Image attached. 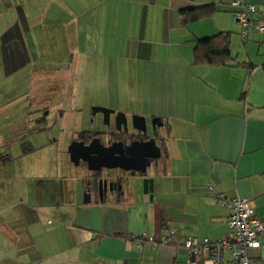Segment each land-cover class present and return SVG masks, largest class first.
Instances as JSON below:
<instances>
[{
    "label": "crops",
    "instance_id": "1",
    "mask_svg": "<svg viewBox=\"0 0 264 264\" xmlns=\"http://www.w3.org/2000/svg\"><path fill=\"white\" fill-rule=\"evenodd\" d=\"M231 1L0 0V264H213L183 247L187 237L230 235V211L213 196L246 197L264 218V31L243 33ZM241 1L261 17L264 0ZM205 4L215 6L210 16L181 26L180 9ZM220 31L231 32L233 60L193 63L192 39ZM76 59L85 78L132 77L125 90L136 110L118 101L101 106L156 119L161 155L147 168L150 199L123 186L103 198L92 190L84 202L94 172L85 161L86 173L74 174L80 164L69 158L68 172L50 176L35 157L27 163L38 149L25 141L28 77L36 92H72ZM141 235L169 242L139 246L133 236ZM260 242L249 255L264 261V233ZM231 257L225 250L224 260Z\"/></svg>",
    "mask_w": 264,
    "mask_h": 264
},
{
    "label": "rangeland",
    "instance_id": "2",
    "mask_svg": "<svg viewBox=\"0 0 264 264\" xmlns=\"http://www.w3.org/2000/svg\"><path fill=\"white\" fill-rule=\"evenodd\" d=\"M59 63L60 66H66L68 61L61 60ZM74 63L77 69L76 76L73 77L76 78L77 81L74 91L68 92L60 89L59 91L45 90L36 92L31 90L32 87L30 84L32 82L30 81L31 76H29L28 89L26 92L21 93L22 99H26L27 101V112L29 117L25 141H34L38 143V149L34 156H30L31 158L27 163L33 166L32 161L35 157L38 167L41 166L43 170L48 169L47 173H44L45 176L52 175L58 168L59 171L64 169V172H68L67 165L71 164L69 162L67 147L70 142L76 138L77 134L82 130H86L91 126V128H99L101 125L99 115L95 116L90 124V107L97 104L111 105L113 102L118 101L120 103V108L124 107L127 108L126 110L132 112L136 110L132 101H129L127 90H125L129 87L128 83L132 82V77H126L127 74L125 73H120L114 77L109 75L106 71L101 77L92 74L87 75L85 78L83 73L77 72L78 69H83V61L76 59ZM67 70L68 69L64 71L65 75H61V81L63 77L67 78ZM82 80L87 82L84 88L81 83ZM100 81L104 85H99ZM114 83H117L119 86V91H116L114 88ZM122 84H124L125 88ZM121 85L122 87H120ZM63 88L66 89L67 87ZM14 94V92L8 93V96H10L13 101L18 99ZM2 113L3 111H1V114ZM29 144L26 147L30 148ZM49 166L52 168H48ZM72 167V169L76 171L74 174L84 173V171L86 173L83 164Z\"/></svg>",
    "mask_w": 264,
    "mask_h": 264
},
{
    "label": "built area",
    "instance_id": "3",
    "mask_svg": "<svg viewBox=\"0 0 264 264\" xmlns=\"http://www.w3.org/2000/svg\"><path fill=\"white\" fill-rule=\"evenodd\" d=\"M230 4L235 7L234 17L241 24L244 33L248 27L264 31V9L261 11V17L256 19L251 17L253 13L257 12L255 5L243 3L241 0H232ZM213 199L230 211L227 226L231 234L227 238L217 240L207 237H187L183 242V247L189 257H200L207 253L213 264H264V261L249 255V250L260 247V237L264 233V218H259L253 213L246 197L236 195L226 198L220 194L213 196ZM167 229L169 235L174 234V229ZM168 238L169 236L159 239H155L151 235L133 236L139 246L145 242L166 244L169 242ZM225 250H231L232 257L228 261L223 258Z\"/></svg>",
    "mask_w": 264,
    "mask_h": 264
},
{
    "label": "water",
    "instance_id": "4",
    "mask_svg": "<svg viewBox=\"0 0 264 264\" xmlns=\"http://www.w3.org/2000/svg\"><path fill=\"white\" fill-rule=\"evenodd\" d=\"M92 110L109 113L111 110L106 107L93 106ZM123 124L125 126V114ZM139 121L140 123H137ZM145 117L139 115L131 116L133 128L145 131ZM154 153H149V146ZM119 147V148H118ZM70 160L74 164H78L79 160H83L87 164V168L94 172H99L102 169L106 170H121L123 172H131L130 175H107L106 177L96 178L94 184L100 197L112 194L116 183L117 187L124 193L123 186L126 190L135 195L141 191L143 199H150L153 193V178L146 176L147 168L152 164L150 159H157L161 155L160 147L156 145L155 138L150 137L147 140L132 141L128 145H123L122 142L115 141L109 145H104L98 137H94L89 143L84 144L81 141H71L67 147ZM110 178V180H108ZM90 192L85 191L84 202L90 200Z\"/></svg>",
    "mask_w": 264,
    "mask_h": 264
},
{
    "label": "flooded vegetation",
    "instance_id": "5",
    "mask_svg": "<svg viewBox=\"0 0 264 264\" xmlns=\"http://www.w3.org/2000/svg\"><path fill=\"white\" fill-rule=\"evenodd\" d=\"M94 106L105 107V106H101V105H94ZM92 107H90V115H91L90 124L93 121L92 119L95 116L99 115L100 119H101V125L99 126V128H91L92 127L91 126L90 127L91 130H90V128H88L86 130H82L79 134H77V137L73 139L74 141H81L84 144H87L90 142V140L92 138L98 137L100 142L104 145H109L115 141L122 142L123 145H128L132 141L147 140L150 137H154L156 139V143H157L156 137L158 135L159 128L157 127L156 119H152V118L147 119L146 118L145 131H141V130H137V129L133 128L132 123H131V117L128 115H125L126 123L124 126V124H123L124 116L121 115L122 112L116 108L106 107V108L111 110L109 113L106 114L102 111H95L94 112L92 110ZM137 123H140V122L137 121ZM148 146H149V148L147 149V151L149 153H154L151 146L150 145H148ZM150 162L152 165L156 164L157 159H150ZM81 163L83 164L85 162L83 160H79V164H81ZM92 174H93L92 178H91L92 180L90 181V183H89V181H86V183H85V190L89 191L90 193L92 190L96 191L99 197H100V194L97 191V187L94 184V180L96 178L98 179L101 177H106L107 175H111V177L117 175V174L114 175L113 173H111L109 170H106V169H102L99 172H93ZM108 180H110V178ZM117 185H118V183H116L113 193L123 194L118 189Z\"/></svg>",
    "mask_w": 264,
    "mask_h": 264
},
{
    "label": "trees",
    "instance_id": "6",
    "mask_svg": "<svg viewBox=\"0 0 264 264\" xmlns=\"http://www.w3.org/2000/svg\"><path fill=\"white\" fill-rule=\"evenodd\" d=\"M214 11V4H205L182 8L179 11L180 24L182 27H187L191 22L206 18L210 16ZM230 36L231 32L220 31L215 33L214 35L193 38V63L209 64L212 66H223L229 64L233 60L230 53ZM209 259L211 260L210 256Z\"/></svg>",
    "mask_w": 264,
    "mask_h": 264
}]
</instances>
